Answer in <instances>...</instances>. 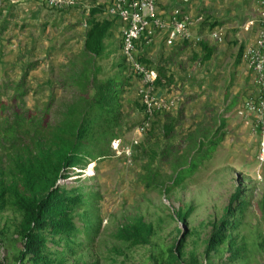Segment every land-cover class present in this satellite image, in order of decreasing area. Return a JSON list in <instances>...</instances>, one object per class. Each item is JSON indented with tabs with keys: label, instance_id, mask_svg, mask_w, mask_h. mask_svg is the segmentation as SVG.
I'll return each instance as SVG.
<instances>
[{
	"label": "rangeland",
	"instance_id": "1",
	"mask_svg": "<svg viewBox=\"0 0 264 264\" xmlns=\"http://www.w3.org/2000/svg\"><path fill=\"white\" fill-rule=\"evenodd\" d=\"M92 5V0H0V129L11 125L27 129L30 124L35 129L36 125L58 120L64 106L74 98L76 80L83 76L84 68L89 67L93 76L101 79L118 75L127 81L119 135L122 145L131 146L133 153L117 152L111 143L105 155L62 179L88 201L77 209L75 221L81 231L71 236L75 248L66 255V264H151L156 250L178 239L184 260L194 257L210 264L204 257L207 238L237 187L241 188L240 197L247 200V208L239 214L242 223L232 233L246 245L244 261L264 264L262 139L251 124L237 120L238 127H234L229 121L240 116L235 107L248 95L237 63L220 65L210 74L211 66L199 61L193 42L182 41L186 33L171 40L168 33L161 34L139 44L142 58L161 71L163 82L156 84V93L165 99L166 107L155 113L151 126L138 136L135 128L146 116L141 94L147 83L124 63L116 29L106 39L102 56L93 58L84 53ZM199 13L204 15L198 22L201 31L209 29L211 34L221 26L209 12ZM186 16L191 22L190 15ZM204 32H198L202 34L198 41L206 36L211 42ZM165 75L172 79L166 80ZM166 125L173 129L168 131ZM134 136H138L136 144ZM13 137L0 136L2 150L13 146ZM202 155L195 172L172 187L177 171L192 157ZM189 205L192 212L185 222L180 221L177 209ZM134 215L154 223L151 244L131 245L114 236L117 228ZM20 221V213L12 206L1 210L0 264H10L13 243L20 244ZM89 221L94 225L90 233L85 231V222ZM63 243L50 242L59 248Z\"/></svg>",
	"mask_w": 264,
	"mask_h": 264
},
{
	"label": "trees",
	"instance_id": "2",
	"mask_svg": "<svg viewBox=\"0 0 264 264\" xmlns=\"http://www.w3.org/2000/svg\"><path fill=\"white\" fill-rule=\"evenodd\" d=\"M92 1L83 51L96 58L104 54L105 41L114 33L115 21L106 16L97 17L105 11L106 3ZM202 45V60H207L214 47L205 42ZM243 49L242 44L240 57ZM123 59L126 63L124 56ZM93 74L89 67L84 68L83 76L76 80L78 90L64 106L58 120L42 127L36 125L35 129L32 124L27 129H14L13 125L0 129L2 139L14 135L9 150H2L0 145V212L12 206L21 215L17 228L20 244L13 243L15 251L10 264H66V255L75 248L71 236L81 231L75 221L76 212L88 201L82 193L62 183V179L70 177L71 171L86 167L87 163L105 155L112 140L120 137L123 94L127 86V81L118 75L101 79ZM171 79L170 75L166 80ZM162 82L159 70L156 84ZM165 127L168 131L173 129L172 125ZM203 156L192 157L186 166L180 168L173 177L172 187L181 185L191 176ZM240 193L241 188L237 187L219 223H213L204 251L210 264H248L243 260L246 245L239 243L232 233L242 223L243 217L239 214L247 208V200L240 197ZM192 210L191 205L179 207L176 214L185 222ZM93 227L91 221L85 222L88 233ZM155 231L153 222L145 220L142 215H134L117 228L114 236L131 245L151 244ZM0 238L3 239L1 235ZM63 240L61 248L50 244ZM183 256L181 239H178L173 245L156 250L151 264H204L194 257L184 260ZM4 257L9 258V254L4 253Z\"/></svg>",
	"mask_w": 264,
	"mask_h": 264
},
{
	"label": "built area",
	"instance_id": "3",
	"mask_svg": "<svg viewBox=\"0 0 264 264\" xmlns=\"http://www.w3.org/2000/svg\"><path fill=\"white\" fill-rule=\"evenodd\" d=\"M157 2L158 0H109L103 12L106 17L113 19L119 25L120 49L131 73L142 77L147 83L141 94L146 116L135 128L138 136L145 133L151 126L155 113L166 107L165 99L156 93L158 71L138 53V45L151 40L161 29H168L169 39L180 33L188 34L189 31L188 17L184 12L174 11L169 20H166L158 12ZM260 5L261 18L258 34L242 52L256 89L245 98L237 112L243 116L246 124H251L254 131L260 132L264 150V0H260ZM213 36H219V32L214 31ZM138 136L132 138L134 144L139 142ZM112 146L117 152L122 151L128 155L133 153L131 146L122 145L121 137L114 138Z\"/></svg>",
	"mask_w": 264,
	"mask_h": 264
},
{
	"label": "crops",
	"instance_id": "4",
	"mask_svg": "<svg viewBox=\"0 0 264 264\" xmlns=\"http://www.w3.org/2000/svg\"><path fill=\"white\" fill-rule=\"evenodd\" d=\"M157 4L158 12L166 18V20H169L171 13L174 11H182L190 15L191 22H189V31L186 38H183L182 41L186 42L185 44H191V42H193L192 45L199 52V61L202 60L204 54L202 42H205L209 47L215 44L212 56L204 60L205 65L211 66L210 74H214L220 65H233L236 62L238 69H240V77L246 82L244 88L247 89V91H245V95H249L255 91L256 87L252 74L249 67H246V62L243 57H238V50L242 44L245 47L249 42L253 41L258 34L261 18L260 0H158ZM200 10L209 12L212 18L221 21L219 23L221 26L216 27L218 28L217 30L216 28L214 29L219 32V36L213 37L212 34L214 30L210 34L209 29H204L202 31L199 29L200 25L198 22L204 18L203 13H199ZM100 14H98V16H101ZM114 29H116L115 35L119 37V25L116 22ZM167 30V28L161 29L151 40L148 42L144 41V43L153 41L156 36H160L161 34L166 35ZM203 31H205L204 34H208L211 42L207 41L208 39L206 36L203 38L204 40L200 42L202 34L198 32ZM231 38H236L238 41L230 42ZM84 42L85 39L83 43ZM239 105L235 108H238ZM240 116L229 119L232 126L238 127L237 120L239 122L241 120L243 121L242 116Z\"/></svg>",
	"mask_w": 264,
	"mask_h": 264
}]
</instances>
